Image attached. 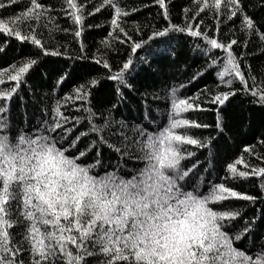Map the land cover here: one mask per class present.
<instances>
[{
  "label": "snow or ice",
  "instance_id": "snow-or-ice-1",
  "mask_svg": "<svg viewBox=\"0 0 264 264\" xmlns=\"http://www.w3.org/2000/svg\"><path fill=\"white\" fill-rule=\"evenodd\" d=\"M181 35L204 64L160 78L139 52L174 65ZM13 40L31 47L0 67V264H264V0H0V57Z\"/></svg>",
  "mask_w": 264,
  "mask_h": 264
},
{
  "label": "trees",
  "instance_id": "trees-1",
  "mask_svg": "<svg viewBox=\"0 0 264 264\" xmlns=\"http://www.w3.org/2000/svg\"><path fill=\"white\" fill-rule=\"evenodd\" d=\"M174 3L178 6L183 3V0H174ZM179 11V7L173 9V17L175 22H179V16L177 15ZM157 12L156 6H153L151 8L143 9L138 15V20H143L144 18H147L149 16L155 17ZM103 17H101L100 14H96L95 17H89L90 22H99ZM101 29H89L87 30L85 40L86 43L89 44H95L98 43L99 39L102 38L101 36ZM106 34V33H105ZM192 38L190 37H184L180 36L178 39H174L171 41V45L173 48L176 49L177 55L175 57L176 63L174 65L169 66V61L171 59L170 56L167 55L165 48L163 45L159 47V49L155 48L153 49L152 54H146L144 52H139V55H147L148 56V63L152 64L153 68H156L158 65L163 68V72L160 75V78L166 77L168 75H175L179 76L181 72H183L184 68L187 67L189 72L194 71L196 68L203 66L205 58L200 54L199 50L195 48L194 44H189L186 41H190ZM19 43L15 40L11 42V45L8 49V55L0 57V67L6 66L7 63H11L12 58L14 56L22 55L24 52L27 51V47H19ZM55 58H44L42 59L38 66L34 68V70H30V78H29V84L32 88L36 91L37 97H43L45 92L49 90L50 85L54 82V78L51 74V70L54 67V65L51 63V60ZM80 63H87L90 64L91 61H81ZM113 63H116V60H113ZM98 67V66H97ZM144 67L143 65H137V69H141ZM259 67V62L254 61L253 68L257 69ZM48 72V78L45 80L44 74L45 72ZM133 75H136L134 72ZM158 77L153 76L150 72L147 71H140L139 75L137 76V81L139 83L143 84L145 81H152L157 80ZM214 79L211 75H206L201 81L200 85L207 83L211 85L212 80ZM136 82V81H134ZM29 84L23 85L25 89L29 87ZM103 84H112L110 81H104ZM65 87H68L67 85ZM25 97H28V104H29V110L32 111L34 108L37 107L35 103V98H32V95L30 92L24 93ZM19 101L18 99L14 101V112L16 111V105H18ZM161 106H163V101H160ZM259 117H257V120ZM248 191L252 192L254 189L252 188V185H248L247 189ZM259 207V205H257Z\"/></svg>",
  "mask_w": 264,
  "mask_h": 264
}]
</instances>
